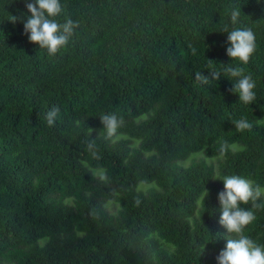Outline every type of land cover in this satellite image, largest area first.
<instances>
[{
  "label": "trees",
  "instance_id": "16d2710c",
  "mask_svg": "<svg viewBox=\"0 0 264 264\" xmlns=\"http://www.w3.org/2000/svg\"><path fill=\"white\" fill-rule=\"evenodd\" d=\"M26 2L0 0V264H217L222 179L264 189V0H60L56 21L79 27L55 55L24 34ZM235 28L256 37L246 65L226 54ZM106 114L124 121L113 137ZM255 203L244 234L264 247Z\"/></svg>",
  "mask_w": 264,
  "mask_h": 264
},
{
  "label": "clouds",
  "instance_id": "9594fccd",
  "mask_svg": "<svg viewBox=\"0 0 264 264\" xmlns=\"http://www.w3.org/2000/svg\"><path fill=\"white\" fill-rule=\"evenodd\" d=\"M25 6L31 15L24 22V34L28 36L30 43L38 45L40 49H47L49 55H55L62 47L66 46L74 29L79 27L78 23H74L71 19L63 24L56 21L55 17L62 12L60 0H35L34 3L26 2ZM239 16L240 10H233L231 22L236 24ZM11 21L15 23L17 17L11 16ZM225 31L227 32L226 42L229 45L226 49L227 56L231 61H238L240 64L246 65L256 50L254 32L250 28H235L230 32L225 29ZM223 70L226 75L238 78L229 91L235 95L238 94L240 102L251 105L256 99L254 92L256 85L252 76L245 75L243 67L231 63L224 66ZM220 76L219 71L213 70L209 72V76L196 73L195 79L200 83L207 84L210 80H219ZM58 112V108H53L47 113L46 119L49 125L54 123ZM137 119L143 120L146 119V116ZM99 120L108 137L115 136L117 129L124 124L123 118H117L115 114L102 115ZM258 121L264 122V119ZM234 126L235 130L240 132L252 128L245 118L235 121ZM94 141L89 142L90 147ZM229 149H235V145L221 141L220 156L223 157ZM205 159L212 158L205 156ZM222 181L224 188L218 193V201L221 206L219 223L226 229L229 238H227L225 248L216 257L217 264H264V247L244 234V229L255 220L254 212L240 206L253 201V208L260 207L255 201L264 192V189H260L258 186L254 188L252 181L237 175L225 176ZM208 195L209 193L205 189L202 198L205 199Z\"/></svg>",
  "mask_w": 264,
  "mask_h": 264
}]
</instances>
